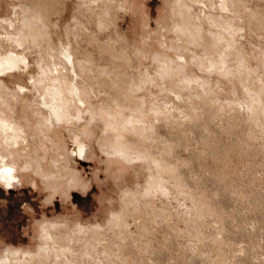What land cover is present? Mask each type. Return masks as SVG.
I'll return each mask as SVG.
<instances>
[{
  "label": "rangeland",
  "instance_id": "374dc122",
  "mask_svg": "<svg viewBox=\"0 0 264 264\" xmlns=\"http://www.w3.org/2000/svg\"><path fill=\"white\" fill-rule=\"evenodd\" d=\"M41 1L0 0V54L27 61L13 101L30 120L27 147L50 155L30 136L41 91L29 79L46 44H68L65 60L81 65L71 82L90 111L72 126L96 152L46 186L39 177L0 183V264H264V0H229L227 13L207 16L197 1L208 0H186L199 32L174 30L175 0L124 11L108 0ZM38 19L49 29L35 41L9 39L36 31ZM116 107L130 160L101 146L114 144L115 130L104 131L100 110Z\"/></svg>",
  "mask_w": 264,
  "mask_h": 264
},
{
  "label": "bare ground",
  "instance_id": "6f19581e",
  "mask_svg": "<svg viewBox=\"0 0 264 264\" xmlns=\"http://www.w3.org/2000/svg\"><path fill=\"white\" fill-rule=\"evenodd\" d=\"M35 1L40 5L44 2L41 0ZM108 1L112 2L113 6L117 9L120 8L122 11L126 10V4L129 7L135 5L134 0H128V2L127 0L120 2L116 0ZM208 1L209 4L197 1L200 16H207L210 13L208 8H211L210 10L217 9L220 14L227 13L226 7H228L227 2H229V0ZM174 3L177 6V10H175L176 13H174L175 17L178 19L174 25V30L183 31L185 29H194L196 32H199L200 26L195 22V16L191 13V7L189 5L184 6L186 0H175ZM42 7L44 8V4ZM106 10L108 9L105 8L104 11ZM38 21L39 25L36 26V31L30 30L27 34L17 35L15 38L12 36L9 37V39H15V41L21 45L26 42V39L34 40L35 33L48 31L49 27L47 22L45 20L42 21V19H38ZM56 23L57 22L54 24ZM28 34L31 36H27ZM47 40L48 41L46 42L49 43L48 36ZM46 45H49L46 53L48 59L43 61L41 56L36 59V76L31 74L32 77L29 79L30 81H34V86L36 84L41 91V93L38 92V102H35L36 108L33 110V115H36L37 121L35 119L34 127L30 136L32 140H34V138L38 140L39 144L43 145V142H45L44 146L48 148L43 150L42 153L51 150L50 155H46L47 153L45 154L46 156H50L48 159L49 164L45 165L43 163L47 162V158H45V155L44 157L39 154L36 145H33V148L31 149L33 153L29 150V147H27L29 138H27L25 130H27L30 120L27 116L23 117L18 114L19 110L15 107L17 101L13 102L18 92L20 93L23 89L22 80L20 78L21 73L15 71L22 69L20 67L21 61L25 66H27V61L26 59L24 60V56L18 52L9 51L0 54V74H5V76L7 74L8 79L13 80L19 90H10V88L4 83L3 79L0 78V183L4 187H9L14 184L18 185L23 181L35 185L37 177L42 179L41 181L43 184L51 178H63L66 175L64 169L68 170L71 162L78 164V161L85 160L87 159V155L93 156L96 152L91 143H84L79 139L72 126L74 121L79 122L84 115H87V113L90 112L87 107L80 106L85 101L83 100L84 95L81 90H78V88L71 82L79 77L74 72V66L81 65H77L79 64V61L72 62L68 58L65 60L63 55L68 56L66 52L70 49L68 44H63L59 47H54L51 43ZM67 64L73 66L69 68ZM16 73L18 75H16ZM43 78L46 80L44 83H42ZM28 108H30V106ZM185 109L189 117H195L197 112L192 104L186 106ZM100 113L105 115L104 131L108 129L115 130L114 144H109V146H107L106 144L101 143L105 154L108 155V157L121 156L130 160L129 157H132V153H130L126 139H123L125 137L123 131H126L123 126L126 125V121L119 117L120 112L118 108L116 107L115 114L108 113L106 110H100ZM90 117L93 118L95 116L91 113ZM228 118L230 119L229 116L227 119ZM20 120H23L25 123L21 124ZM133 131L136 134L137 131ZM71 137L74 139L71 140ZM65 138L69 141L65 142ZM103 145L106 146L104 147ZM53 153L55 155L57 154V156L54 157ZM99 156L101 157V155ZM59 159L63 162L65 160L66 162L65 166H61L60 169L58 164L61 161H59ZM100 159L101 158H99V160ZM104 161L107 164L112 163V160L107 157H104ZM5 169H11V179L8 178ZM154 183H156V181H154ZM204 211L208 213L211 210L204 207ZM189 230L190 231H187V234L193 237L192 242L196 244V240L198 242L201 240L200 233L193 228ZM45 236L49 237V234L46 233ZM120 239V236H114V242H118ZM212 241V243H214L215 239ZM257 262H259V260ZM252 263L255 262L252 261V259H247L240 264Z\"/></svg>",
  "mask_w": 264,
  "mask_h": 264
},
{
  "label": "crops",
  "instance_id": "0c3cea01",
  "mask_svg": "<svg viewBox=\"0 0 264 264\" xmlns=\"http://www.w3.org/2000/svg\"><path fill=\"white\" fill-rule=\"evenodd\" d=\"M127 2H128V0H127ZM129 4H132V3H129ZM125 6H127V4H126ZM127 7H128L129 9L132 8V7H129V6H127ZM133 8H134V9L139 8V10H142V9H143L142 6H141V4H140V3L138 4V3L136 2V0H135V5H133Z\"/></svg>",
  "mask_w": 264,
  "mask_h": 264
},
{
  "label": "clouds",
  "instance_id": "9594fccd",
  "mask_svg": "<svg viewBox=\"0 0 264 264\" xmlns=\"http://www.w3.org/2000/svg\"><path fill=\"white\" fill-rule=\"evenodd\" d=\"M5 173L7 174L8 178L11 179V169H5Z\"/></svg>",
  "mask_w": 264,
  "mask_h": 264
}]
</instances>
